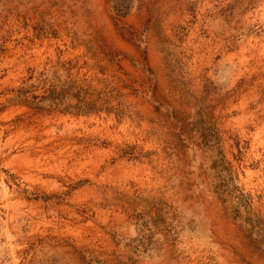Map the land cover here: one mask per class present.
I'll use <instances>...</instances> for the list:
<instances>
[{
	"label": "rangeland",
	"instance_id": "rangeland-1",
	"mask_svg": "<svg viewBox=\"0 0 264 264\" xmlns=\"http://www.w3.org/2000/svg\"><path fill=\"white\" fill-rule=\"evenodd\" d=\"M0 264H264V0H0Z\"/></svg>",
	"mask_w": 264,
	"mask_h": 264
}]
</instances>
